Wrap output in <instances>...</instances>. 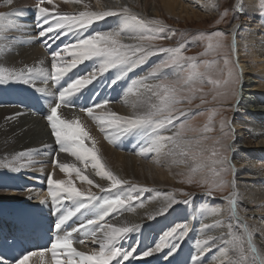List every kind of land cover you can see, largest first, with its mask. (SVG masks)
Instances as JSON below:
<instances>
[{"label": "bare ground", "instance_id": "bare-ground-1", "mask_svg": "<svg viewBox=\"0 0 264 264\" xmlns=\"http://www.w3.org/2000/svg\"><path fill=\"white\" fill-rule=\"evenodd\" d=\"M55 1L61 2L63 0H52V5H55V9L60 13L62 8L66 5L56 3ZM101 1L106 6V9L110 10L109 12L114 13L110 18L112 20L106 24H104L103 21L99 23L96 22L80 32L77 31L74 34L75 42L77 41V37L84 38L91 31L95 32L92 34V36H94L97 32H111L119 29L124 19L123 15L120 13V9L128 6L130 0ZM214 1L215 0H144V6L141 10L134 8L135 10L130 11L137 14L139 18H144L149 21L153 18L151 16L153 13L154 15L165 13L169 16L175 15V17L178 16L180 18H183L185 15L187 18H190L198 15L197 12L199 8H202L203 12L208 13V9L214 4ZM37 3H39V0H13L12 4L9 5L7 0H0V13H12L15 7H19L22 11L18 13L15 12V14H18L16 16H22L23 20L25 18L29 19V15L32 14L35 9L33 6ZM240 3H243V11H245L244 13L247 15V18L255 20L254 23H251L252 21L248 22L247 19H243L235 32L236 47L234 53L237 62L240 63V66L249 78L246 77L247 79L244 81V84H242L240 93L236 99V106H234L235 117L232 125L234 128L235 140L231 144L234 178L229 195L232 192L237 193V211L241 213L245 212L244 215L239 214L243 224L247 225V231L250 235L245 234L244 227L240 229L234 217L230 216L227 200L225 201L226 208H221L220 206H216L218 203L212 204V201H210L211 199H208V202L211 203L203 207V209H199L201 211H199V213H196L194 209L196 205L192 202L190 206L182 207L180 205L174 213L163 219L157 216L158 211L156 212L153 210L154 208H159V205L156 206L155 203H152L146 205V209H138L137 205L140 200L136 198L135 200L129 201L131 208L126 206L123 209L110 213L104 220V224L111 223L117 227H130L134 224L140 225L138 231L135 230L127 233L126 236L117 243L118 247L129 251L135 247L134 255L139 254L141 251L137 250L136 245L138 243L141 244V248L145 247V245L150 248L149 250L155 248V245L151 244V242L160 233L158 227L161 226L157 225V223H159L157 222L159 218L161 223L168 219L174 220L175 218L178 224L186 222L189 231L183 241L179 243V249L175 255V259L172 258L173 260H171L169 264H192L193 255L198 256L200 264H236L241 258H243L246 264H264V14L262 18L257 15L259 12L257 7L258 0H237V5ZM44 6L50 7L51 5L47 4L45 0ZM70 8L76 11L89 10L95 12V10H93L92 0H75V2L70 5ZM13 15L0 17V49L8 46L7 51H0V258H3L2 264H15L19 257L27 252L37 251V249L30 248L25 243V241L34 234L37 226H43L49 233V247L47 249L51 248V244L57 236L64 237L71 233L69 238L72 240V246L77 251H83L86 255H90L93 251H99V243H94L90 234H86L84 231L73 232L72 230L78 228L82 222L86 223L89 219H95V216L100 211V204L103 203L104 199H114L116 196H121V198L126 200V197L129 196L128 191L137 190L146 183H156L158 177L173 181L172 179L175 177L177 170H179L178 167L189 168L190 166V162L180 161L181 157L179 156V152L183 151L185 147L183 139L181 141V147L179 148L171 142H166L159 147V150L149 152L147 149L152 146L151 137L146 139L143 136L144 133L142 130H134L131 133L121 136V143L114 145L115 143L107 139L106 134L102 133L103 131H101L100 123H98V131H96L93 123L95 119L90 117L86 118V116H84L88 107H92L94 112H99L103 114V116H105L104 114L107 112H115V114L119 116H129L132 115L134 111L137 113L147 111L148 106L155 102L154 97L150 95L146 87V85H151L152 81L148 80H153V78L145 80L148 82L143 81V84L140 80L142 76H147L149 71H151L150 69L157 65L159 61H163L165 55L160 54L155 59L150 58L145 63L138 64L136 67L124 71V75L122 76L124 78H126L127 73L130 74L133 72L141 77L135 81V84L129 85L130 81L128 80V87L120 90H118L116 84H114L113 86L117 91L113 86L110 91L116 92V96L113 100L108 101L105 108L97 109L95 108V104H98L99 101L92 102L90 100L91 102L85 103L80 99L81 96H78L77 99L74 97L73 100L59 107L57 114L61 119L76 121L81 127L86 129V132H90L88 135L93 137L95 141H97L95 136L102 139L101 142H96V145L91 146L92 150L94 151L95 149L99 158L101 156L104 160H107L106 162L109 168L114 166L119 169L120 176L116 177L128 183L118 188L110 189L109 185L111 181L108 180L107 177L98 175V170L93 168L92 163L88 161V168L92 167L88 173L93 178V183L90 185L86 180H83L84 182L81 184L78 182L79 179L77 177H70V180H72L73 186L76 188L85 192L90 190L95 193L97 200L90 203L86 202L87 206L85 208L81 209L74 217L70 218L60 229H57L56 223L59 219V215L63 214L64 210L66 211L68 208L76 206L79 202L65 201L62 204L53 205L52 198L48 195L49 186L47 184L49 172L53 169L48 167V163L51 162L55 154L58 155L60 153L61 156L58 160L65 165L73 166L79 163L80 160L70 155V152L59 151V145H54L53 136L49 130L46 117L50 114V108L54 106L56 100L55 95L51 93L52 87L48 82L46 71L43 74L39 71H34L32 83L30 84L35 86L34 90L44 89L43 92L40 91V96H36L37 93L35 92H27L24 90L28 86L26 83L15 82L14 84L17 85H14L10 90L5 87L6 80L4 77H7L10 72L19 73L21 70L26 71L28 67L34 70H47L46 64L47 61H49V58L42 50L43 47L41 48V45L39 46L37 42L38 39L36 40L35 38L33 24L25 22L23 25L22 20L18 19L19 17H13ZM1 19H3V21H1ZM261 19L263 20L261 21ZM9 21L13 23H9ZM233 26L230 28L232 37ZM153 29H158V25H150L148 30L143 32L129 31L126 29L121 32L124 37L122 42L125 44L136 43L133 37L144 35ZM17 30H20L19 34L15 33ZM55 34L57 35L58 33L55 32ZM7 35H10V37H7ZM19 35L24 37V42L20 47L14 45L15 37ZM51 36H54V32ZM47 40H49V38ZM51 45H54V42L51 43ZM4 52L6 53L4 54ZM8 53L10 57L6 62L5 59ZM98 63L100 64V61H98ZM108 71L112 80L116 79L117 76L122 73L119 66L110 68ZM163 72L169 75L161 74L162 76H171V78H174L178 71L177 69L170 68ZM73 73L74 72H72V74ZM70 81L71 79L69 82ZM8 83L12 84L13 82ZM68 85H70V83ZM4 90L5 92L3 93ZM92 93H94V91L90 92V94ZM74 95L76 96V94ZM100 96H105L103 91H101ZM105 100L108 99L106 98ZM110 102L111 104H109ZM102 103L103 102H100V104ZM133 105L136 106L135 109ZM23 107H25V109H22ZM15 113H21V115L16 116ZM6 117H11V119H6ZM97 121H99L98 118ZM176 123L177 121H174L173 124L167 126L166 129L158 130L157 135H173L177 129L172 128V126ZM94 132L96 135H93ZM107 141L110 142H108L110 148H105L103 150L104 142L106 143ZM141 149L145 151L141 153ZM22 152L26 154L20 157L18 154ZM160 161H163L164 164L155 166L159 165ZM169 161L171 163L172 161L180 162V166L174 163V167H168L167 164ZM35 162H37L36 166H34ZM79 164L83 167H87L84 165V162H80ZM26 168H33L31 171L35 174V176L29 178L34 182L33 184H29L33 187L30 190V193L34 196H32V201L24 197V194L21 195L20 190L18 193L22 181H28L27 178H22L19 175L24 172L22 170ZM59 168V171L69 173V171H63ZM69 170L71 171V169ZM104 170L108 171L109 169L106 170L104 168ZM81 175L86 176L85 172H81ZM74 176H77V174L74 173ZM86 177L88 178V176ZM133 185L135 187H132ZM101 189H105V191H101ZM126 194L128 195L126 196ZM164 197L167 199V195ZM202 198L204 197L202 196ZM42 199L44 202H41ZM189 204L188 202V205ZM143 206L145 205L143 204ZM50 207H53L56 212L50 210ZM177 210L179 211L176 214ZM160 211L161 209L159 212ZM169 214L170 212L167 215ZM50 216L54 219L53 221H51ZM149 216L154 218L149 219ZM206 223H215L216 225L211 235L201 232L200 230L201 224ZM149 226L152 228L151 231L155 232H151L148 229ZM229 226H231V233H229ZM222 233L224 235L220 240L223 241L218 242L216 240L215 245H209V250L202 256L198 254V249L195 244L197 239H206L208 236ZM233 237H240L239 243H233ZM81 241H83V243H81ZM149 243L151 245H149ZM166 249L168 248H165V250ZM160 252H154L150 256L157 257L158 259L161 255ZM64 253V249H58L57 259L61 261L66 260L67 257ZM131 258L132 257H130V259ZM170 258L171 257H169V259ZM118 259L123 260L122 257ZM139 259L141 258L138 257V259H134L133 262L139 264ZM166 259H168V257ZM158 260L161 261L160 259ZM148 261H150L151 264H159L156 258H149V256ZM33 262L34 264H54L50 251H45L43 262H41L39 257H31L29 264H33ZM110 264H117V261H112ZM123 264H129V259L123 261Z\"/></svg>", "mask_w": 264, "mask_h": 264}, {"label": "snow or ice", "instance_id": "snow-or-ice-1", "mask_svg": "<svg viewBox=\"0 0 264 264\" xmlns=\"http://www.w3.org/2000/svg\"><path fill=\"white\" fill-rule=\"evenodd\" d=\"M13 0H7V3L12 4ZM47 4L52 5V0H46ZM45 0H39V3L35 5L37 9V23L36 27L40 29L39 36L45 37L49 33L57 32L58 34L54 37H49L50 39H58L60 34H67L65 29L68 31H80L84 28H87L94 21H98L113 15L111 12H80L78 16H59L58 11L55 9V5L50 9L49 7L44 6ZM261 8H264V0H261ZM236 12L243 10V3L234 6ZM15 12H19V9H16ZM120 13L123 15V22L119 26L118 30L111 32H97L94 36H89L88 38H79L77 37V43L72 47L76 49L72 53L73 60L69 62L64 67H57L58 58L60 61L63 60L62 57H59V52H54L52 54V72L51 76L54 81H59L66 73H68L72 68H75L79 63L84 60L97 58L100 61L99 74H103L110 68L120 67L121 72L123 73L126 70L136 67L138 64L143 63L148 56L154 55L156 52L163 53L167 57L165 60L161 61L151 71L147 76L142 77L140 82L143 84V81L149 78H157L163 73L164 69H182L187 68V75L181 80H161L155 85H146L148 91L153 97L158 99V103L150 104L148 110L144 112H133L129 116H119L112 112H107L104 115L106 118H101L99 123L101 125V131L106 133V138L111 142L115 143L116 137L124 136L125 134L131 133L134 130H142L145 134H150L151 137V147L147 151L159 150V147L166 143L171 142L176 147H181L182 141V131L185 128L184 124L180 125V130L175 132L171 136H159L157 135L158 130L166 129L167 126L172 125L179 117L186 115V110H179L176 108V105L181 102V97L178 95L180 91L178 85H188L194 83L198 78L202 77V73L198 72L196 69L195 57L183 55L184 45L179 47H163L158 46L152 43L156 39L162 38L157 31L154 35L144 36L140 35L133 37L137 42L132 44L122 43L120 36L121 32L124 30L129 31H139L143 32L148 30L150 25H158L160 28L166 27L163 25L162 21L159 20H146L144 18H139L137 14L132 13L128 8L120 9ZM11 16L13 13H0V17ZM227 15L221 13V17ZM217 23H220V20H217ZM51 25V26H49ZM239 28V24L233 26V51H235V32ZM75 34V33H74ZM223 37L224 33L216 31L211 33V35L205 37L201 33V38L208 40V49H220L223 47ZM45 45L48 46V41H44ZM155 49V51H153ZM64 51H68L67 47ZM224 63L227 65L229 63L228 59L225 58ZM34 71H39L43 74L46 70H34L29 67L26 71L21 70L19 73L10 72L7 77H4L6 82H22L26 84L32 83V76ZM97 73L93 72L90 74V77H82L76 79L72 82L67 88H64L59 93L60 101L65 103L67 97L74 95L79 92L81 89L85 88L92 79L96 78ZM231 76L232 73L230 72ZM120 79L119 76L116 78ZM212 83L219 84V81H211ZM240 82V81H238ZM115 83V80L113 81ZM135 83V82H134ZM38 91L43 92L44 89H38ZM197 89H190L191 93H195ZM203 103V100L201 101ZM108 101H104L102 104H95V108L101 109L105 108ZM60 103H57L56 106L50 108V114L47 116V122L50 125V132L54 137L56 143L59 145V150L61 152H70L72 156L76 157L81 162H92V167L97 169V174L103 177H107L111 181L109 188H118L121 185H126L128 182L118 179L110 171L104 170V165L101 163L100 158L97 156L96 152L85 146V140L88 138V133L80 126L76 121H66L61 119L58 114V108ZM135 105L133 108L135 109ZM88 116L96 118L94 110L92 107L86 109ZM16 116L21 115V113H15ZM6 119H11V117H6ZM225 126V122H221V127ZM205 132L211 131L207 126L204 128ZM110 133V134H109ZM231 148V144L227 146ZM145 150L141 149V153ZM26 153H19L20 157H23ZM186 154V153H182ZM217 155L216 152H213V156ZM228 161V157L224 156L219 160H214L213 164H225ZM55 164V160L53 161ZM62 170L68 171L70 167L65 164L59 165ZM77 178L86 180L88 184H92L93 181L88 179L86 176H82L79 169H75ZM215 171V170H214ZM190 182V181H189ZM47 184L49 186L48 195L52 198L53 205L62 204L65 201H78L79 203L68 208L66 211H63V214L59 215V219L56 223V228L60 229L70 218L74 217L81 209L87 206V203L97 200L95 193L90 190L85 192L75 186H73L72 180H54L51 175L47 178ZM223 181H220L222 186ZM132 187H135L134 185ZM105 191V189H101ZM211 194L210 192L208 193ZM236 192H232L229 196H226L225 199L228 201L229 205L233 206V214L235 215V205L236 201ZM31 198V196H29ZM170 203L161 209V212H166L168 207L172 203H176L171 197H167ZM135 200V197L129 195L127 199L121 198V196H116L114 199H104L103 203L100 204V211L95 216V219H89L86 223L82 222L78 228H74L72 231H84L86 234H90V237L93 239V242L99 243V251H93L90 255H86L83 251H77L72 246V240L69 238L71 233L65 235L64 237L57 236V238L52 242L50 249H45L41 251H30L26 254L19 257L15 264H29L31 257H39L41 262L45 256V251H50L54 264H110L112 261H117V264H123V261L128 260L130 257L134 256L135 247L131 251L123 249L117 246L118 241L126 236L127 233L138 230L140 225L134 224L130 227H117L114 224L108 223L104 224L105 217L109 216L110 213L116 212L124 207L131 208L129 201ZM41 202H44L42 199ZM187 203V201H184ZM154 217L149 216V219ZM242 226L245 229V234L250 235L247 231V225L243 224ZM216 225L214 224H201V232L211 230ZM189 231L187 224H177L175 227L171 228L169 231H166L163 236L160 237V240L155 244V248L149 251H144L142 253L143 257L152 255L154 252H160L165 247L171 246L169 255L172 252L176 251V248L179 247V242L184 239L186 234ZM229 233H231V226H229ZM223 233L221 237H223ZM218 237L208 236L206 239H197L195 244L198 249V254L202 256L206 251L209 250V245L214 246L215 241ZM240 237H233V243H239ZM176 241L177 243L173 244L172 242ZM83 243V241H81ZM64 249L66 260L61 261L57 259V250ZM122 257L123 260L118 259ZM78 258V259H74ZM167 258V257H166ZM165 258V259H166ZM3 258H0V264H2ZM34 264V262H33ZM192 264H200L197 255L192 256ZM236 264H244L243 258L236 262Z\"/></svg>", "mask_w": 264, "mask_h": 264}, {"label": "rangeland", "instance_id": "rangeland-1", "mask_svg": "<svg viewBox=\"0 0 264 264\" xmlns=\"http://www.w3.org/2000/svg\"><path fill=\"white\" fill-rule=\"evenodd\" d=\"M55 2L66 5L64 8H62L61 12L59 13V16H78L79 12H92L89 10H80V11L72 10L70 8V5L73 4L75 2V0H63L61 2L60 1H55ZM70 2H71V4H70ZM92 5H93V10H95V12H109L110 11V10L106 9V6L104 5V3L101 0H92ZM235 5H237V0H215L214 4H212L209 7L210 11L208 9V13L203 12L202 8H199L198 12H197L198 15L192 16L190 18H187L185 15L183 16V18H180L178 16L175 17V15L169 16L165 13H159V15H154V13H153V15H151L153 17V18H151V21L152 20L162 21L163 25H165L166 27L160 28V26H158V29L150 30L149 32L144 34V36H151V35H154L157 31H159V34L162 38L152 41L153 44L158 45V46L173 47V48L184 45V48L182 50L183 55L195 57L196 58L195 59L196 69L198 72L202 73L203 75L201 78H198L192 84L178 85V87L180 89V91L178 92V95L182 99H181V102L176 105V108L179 110H186V115L179 117L176 120L178 122L174 126H172V128L177 129L176 130V132H177L178 130H180L181 124L185 125V128L182 131V138H183V143H184L185 147H184L183 151L179 152V156L181 157L180 161L188 162V163L190 162L189 163L190 166H189V168L188 167H185V168L178 167L179 170H177L175 177L172 179L173 181H170L168 179L166 180L164 178L161 179L158 177L159 180L157 179L156 183H146L143 185V187H141L137 190L128 191L129 195H132L135 197V199L137 198L140 200L139 204L137 205L138 209H146L147 208L146 205H150L152 203H155L156 206L159 205L158 206L159 208H154L153 210L156 212L158 211L157 216L164 219L165 217L167 218V216H170L172 213H174V211L178 207H180V205L182 207L190 206L191 202L196 205V206H194L196 213L197 212L199 213V211L201 209H203V207L210 204L211 202L210 203L208 202L210 199H211L210 201H212V204L218 203L216 206H220L221 208H226L225 197L228 196L230 191H231L232 182H233V178H234L233 177L234 164L232 163V152H231V148L229 149L227 147L229 144H232L233 141L235 140V133H234L233 125H232L233 119L235 117L234 106H236L235 105L236 99L240 93V88H241L242 84H244V81L247 78H249V77H247L246 72L240 66V63L237 62V58H236V55H235V53L233 51V47H232L233 37H232V34L230 33V28L233 25H237V24L241 23V21L243 19H247L248 22L252 21L251 23H254V20H255V19H252V20L248 19L247 15L244 13L245 11H243V10L236 12L234 10ZM52 6L53 5H51L49 8L51 9ZM60 6H62V5H60ZM143 6H144V0H130L128 3V6H126L125 8H128L129 10H135L134 8L141 10ZM33 7L35 8V6H33ZM257 7H258V11H259L258 12L259 14L257 13V15H259L262 18L263 14H264V8H261V0H258ZM16 9H19V12L22 11L21 8L15 7L13 9V12H12L15 15V16L13 15V17H16V15H18V14H15ZM225 11H227V15H224L222 18L221 13H225ZM36 12H37V9L35 8L33 13L29 15L30 18L29 19L25 18L24 20H22V23H23V25L25 22L32 23L33 26L35 27V31L38 33L37 36H39L38 31H40V29H38L36 27V23H37L36 18L38 15V13H36ZM109 16L111 17V15H109ZM20 17L22 18V16H20ZM108 17H106V18H108ZM217 20H220V23H217ZM262 20L263 19H261V21ZM1 21H3V19H1ZM100 21H104V20L101 19L99 21H94L92 24H94L96 22H100ZM9 23H13V22H9ZM91 25H89V26H91ZM18 26L22 27L20 25H18ZM49 26H51V25H49ZM84 29H82V30H84ZM82 30H80V31H82ZM216 31H220V32L224 33V37H223V41H222L223 47L220 49L209 50L208 49V40L205 38H201V33H203L204 36L207 37V36L211 35V33L216 32ZM65 32L67 33L66 34L67 36L65 38H62V34L60 35V38H58V39H62L61 40L62 46L59 48L60 50L58 51L59 57H62L64 59V60L60 61L58 58V63H57L58 68L64 67L69 62H71L74 58L72 53L74 51H76V50H74V48L72 46L77 43V41L75 42V40H74V37H75L74 33H76L77 31L73 30V31H69V33H68V30L65 29ZM15 33L19 34L20 30H17V32H15ZM48 35L45 36V38L44 37L40 38V36L38 37L37 42H38L39 46L41 45L40 43H43L46 40V38L48 39L49 37L56 36L55 32H54V36H51V35H53V33L52 34L50 33ZM15 38H14L15 39L14 45H17L20 47L22 45V43L24 42V40H23L24 37L19 35V36H16ZM120 39H121V41H123V39H124L123 34H121ZM54 40H55L54 38L52 40H50V38H49L48 41L53 42ZM122 43H124V42H122ZM7 47L8 46H5V48L3 47V49H0V51H3V50L7 51ZM40 47L42 48L43 46H40ZM66 47H67V49L71 48V51L65 52L64 49ZM48 48L49 49H47V46L42 48L45 55L49 58V61H47V64H46L47 65V70H46L47 79L51 80V82H54V80L51 76L52 67H50V66H52V54H53L52 51L54 49V46L53 47L49 46ZM153 51H155V49H153ZM5 53L6 52H4V54ZM155 54H158V52H156ZM7 55L8 56L5 59L6 62H7L8 58L10 57L9 53ZM64 55L65 56L67 55L66 58ZM151 56H153V55L148 56L147 59ZM158 56L159 55L154 56L152 58L155 59ZM225 58H227L229 61V63L227 65L224 63ZM65 61H66V63H65ZM98 61L99 60L95 57L92 59L84 60L83 62L79 63L75 68H72L68 73H66L68 75L65 74V76H63L61 78L62 80L60 79L61 81L60 80L58 81L59 82L58 86H56V85L52 86L51 93H53L55 95V100H56V103L54 104V106H56L57 103H60V105L62 106L65 103H67L68 101L73 100L74 97H76V99H77L78 96H81L80 99L83 100L85 103H87V102L89 103L92 101L91 99H88V98H91L90 96H88V93L92 90V88L95 84V81L99 80L100 82H102L105 73L107 74V72H109L107 70L102 75L99 74L100 64L98 63ZM159 63H160V61H159ZM88 66H89V68H88ZM165 70H167V69H165ZM177 71L178 72H177L176 77L171 78V76H170L171 79H169V78L164 79L163 78L164 76H162V75H169V74H166L165 72H163L162 75H159L157 78L153 79L154 81L152 80L153 82L151 83V85H155V84L159 83L161 80H177V79L182 80L188 73L187 68H182L180 72H179V69H177ZM72 72H74L73 73L74 75L72 74ZM93 72H95V73L98 72L97 73L98 75H96V79H92L91 83L88 84V86L86 87L87 89L84 88V91H83V89H81L79 92L75 93L76 96L72 95L69 98L67 97L66 98L67 101L65 100V103L60 101L59 93L61 90H63L64 88H67L69 86L68 84L69 83L71 84L76 79H79L82 77H87V76L90 77V74H92ZM230 72L232 73L231 76L229 75ZM72 75H73V77H72ZM123 75L124 74L121 73L119 75V77H122ZM100 78H101V80H100ZM160 78H163V79L157 81V79H160ZM70 79H71V81L69 82ZM114 80H115V83H113ZM114 80H111V84H112L111 86L116 84L118 90L122 89L121 88L122 86L119 85V80H117V79H114ZM211 81H219L220 83L215 84V83H212ZM238 81H240V82H238ZM132 84H133V82H132ZM20 85H22V84H20ZM20 85H18V86H20ZM27 85L28 86L24 89L27 92H35V93L38 92V93H40V91L34 90L35 86L30 85V84H27ZM193 88L197 89V91H195V93L190 92V89H193ZM79 93H81V94H79ZM40 94H39V96H40ZM150 95H151V93H150ZM154 99H155V102L153 104L158 103V99L156 97H154ZM202 100H203V103L201 102ZM94 102H98V101H94ZM109 104H111V102ZM114 110H115V107H114ZM94 113L96 115V118H95L96 122L94 121L93 123H94V127H95L96 131H98L97 128L99 127V124H98L99 121H97V118L100 120L101 118H106V116H103V114H100L99 112H97V113L94 112ZM84 116H86V118L87 117L89 118V116L86 112L84 113ZM247 118H250V117H247ZM91 121H93V120H91ZM222 121L225 122V126L223 128L221 127ZM206 126L208 128H210L211 131L205 132L204 128ZM49 130H50V125H49ZM87 133L89 134L90 132L87 131ZM102 133L106 134L105 132H102ZM93 135H96L95 132L93 133ZM143 136H145V134H143ZM95 138L97 139V141H95L93 137L88 135V138L85 140V145L87 148L89 147L92 149L91 146L96 145V142L99 143V141L101 142V140H102V139H99L97 136H95ZM147 138H149V137H147ZM86 141H88V142H86ZM90 141H91V143H90ZM108 142L109 141H107L106 143L104 142V148H102L103 150L105 148H110V145H109L110 142L109 143ZM144 149H145V147H144ZM94 151H95V149H94ZM213 152H216L217 155L213 156ZM182 153H186V154H182ZM96 154H97V152H96ZM60 156H61V154L57 155L56 157H52L51 162L48 163L49 164L48 167L50 169H53L51 172H49V175H51V177L54 180H61V179L65 180L61 177L62 175H59V174H61L60 173L61 171L58 170V168L60 167L59 165H60V163L64 164L63 162H59L58 158ZM97 156H98V154H97ZM224 156L228 157V161L225 164H219V163L213 164L214 160H219L220 158H222ZM148 157H149V155H148ZM54 160H55V164L52 162ZM100 160H101V163H103L104 168L106 170L109 169L108 171L112 172L115 176H117V177L120 176V171H118L119 169H117L114 166L112 168H109L107 166V162H106L107 160H104L101 156H100ZM79 163H76L75 165H73L74 169H79L81 172H85L86 176H88V179L93 181V178L88 173V172H90V169H92V167L88 168L89 163L86 162L84 164L87 167H83ZM165 163H167V162H165ZM174 163L177 164L178 166H180V164H179L180 162L178 163V162H173V161H172V163L169 161L167 166L168 167H174V165H175ZM162 164H164V162L160 161L159 165H155V166H161ZM36 165H37V162L34 163V166H36ZM34 166H32V167H34ZM75 167H78V168H75ZM59 169H61V168H59ZM69 169H71V171L68 170L69 171V173H68L69 177H71V178L77 177V176H73V174H72V173H76V171L73 169V167H70ZM31 170H33V168H26V169L22 170L25 173L22 172L21 174H19L22 178H25V179L27 178L28 181H25V180L22 181L21 187H20V189H18V193L20 190V194L21 195L24 194L23 196L27 197V199L30 201L33 200L34 196L30 193V190L33 187H31L29 184H33L34 182L32 180H30L29 178L35 176V174L32 173ZM70 172H72L71 173L72 175L70 174ZM22 178H20V179H22ZM66 178H67V176H66ZM220 181H223L222 186H218V185H220ZM78 182L82 184L84 181H83V179H79ZM25 183H26V185H25ZM27 184L29 185V187ZM27 188H28V190H27ZM143 188H145V189H143ZM27 192H29V193H27ZM209 192L211 193L210 195L208 194ZM128 194H126V196ZM165 195H167V197H171V199H174L177 202L172 203L171 206L168 207V210L166 212H161V211L159 212L160 209H163L164 207H166L170 203V201L164 197ZM29 196H31V198H29ZM138 196H139V198H138ZM202 196L204 198H202ZM145 197L148 200H146ZM2 198H14V197H2ZM142 199H143V201H142ZM205 199H206V201H205ZM184 201H187V203H185ZM188 202L190 203L189 205H188ZM143 204L145 206H143ZM182 204H184V205H182ZM237 205H235V215H234L233 214V206L229 205V203L227 201V206L229 209L230 216L234 217V219L237 222L236 224L239 225L240 229H242L243 226L241 223L242 221H241L240 214L244 215L245 212L241 213L240 211H237ZM178 211L179 210H177L176 214L178 213ZM169 212H170V214L167 215ZM237 218H238V220H237ZM157 222H159V223H157V225L161 226V227H158L160 233L155 239L152 240L153 245H155L156 242H158L160 240L159 238L161 236H163V234L166 231H169L171 228L175 227L178 224L176 222L175 218H174V220L173 219L165 220L163 222V224L160 222V218H159V220H157ZM182 224H187V223L183 222ZM206 224H209V223H206ZM171 225H173V227H171ZM209 225H211V224H209ZM148 228L150 229V231L152 230V228H150V226ZM136 231H138V230H136ZM151 232H155V231H151ZM205 233L211 235L213 233V228L211 230L205 231ZM214 236L218 237V239H217L218 242L223 241V240H220L221 238H219V237H221V234L214 235ZM224 240H226V239H224ZM172 243L175 244L176 241H173ZM149 245H151V244L149 243ZM171 246L172 245L165 247V248H168L166 250H165V248L161 250L163 253L160 252V254L163 257L161 255H160V258L158 257V259H160L161 261H159L157 259V257L149 256V258H151V257L154 259L156 258V260L158 261L159 264H164L165 262L167 263V261L169 260V257L172 258V256H173L172 254L174 253V252H172V254H171L172 256L167 255L170 252ZM149 249L150 248H144V251H148ZM144 251L140 252L139 254L134 255L131 259L129 258V261H130L129 263L135 264L133 262V260L134 259L137 260L139 257L141 259L138 260V263H139V261L140 262L144 261V263L147 261L146 263L151 264L150 261H148V256L147 257L142 256V253ZM166 257H168V259L165 260ZM173 259H175V256L173 257ZM173 259H171V260H173ZM244 264H246V262H244Z\"/></svg>", "mask_w": 264, "mask_h": 264}]
</instances>
